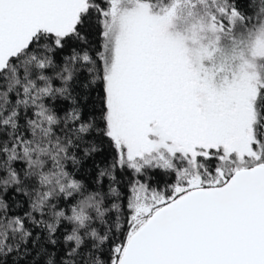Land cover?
Returning a JSON list of instances; mask_svg holds the SVG:
<instances>
[{
	"label": "snow or ice",
	"instance_id": "obj_1",
	"mask_svg": "<svg viewBox=\"0 0 264 264\" xmlns=\"http://www.w3.org/2000/svg\"><path fill=\"white\" fill-rule=\"evenodd\" d=\"M0 264H264V0H0Z\"/></svg>",
	"mask_w": 264,
	"mask_h": 264
}]
</instances>
